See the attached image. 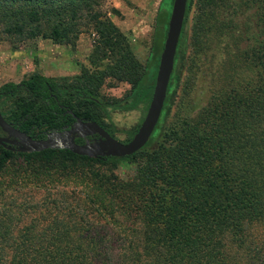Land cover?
Wrapping results in <instances>:
<instances>
[{
    "label": "trees",
    "instance_id": "obj_1",
    "mask_svg": "<svg viewBox=\"0 0 264 264\" xmlns=\"http://www.w3.org/2000/svg\"><path fill=\"white\" fill-rule=\"evenodd\" d=\"M99 1L0 0V37L67 44ZM241 2L252 11L241 31L228 20L233 10L228 0H200L194 6V53L230 39L218 84L194 115L175 114L164 126L160 118L137 153L91 158L65 149L23 153L0 145V182L19 162L21 176L41 188L60 176L79 189L71 190V202L53 199L48 227L37 228L41 218H36L14 230L22 216L1 211L0 264H264V0ZM172 4L162 0L145 67L126 37L94 12L89 17L98 39L89 63L99 68L107 61L104 69H83L73 83L33 73L1 85L4 120L33 139L68 128L76 118L94 121L114 137L103 119L107 104L99 90L110 78L132 85L124 110L149 102ZM193 4L187 0L181 35ZM180 42L181 36L175 62ZM172 80L173 74L162 114ZM121 163L133 170L126 179L110 172ZM61 194L67 196L62 188ZM108 238L120 245H104Z\"/></svg>",
    "mask_w": 264,
    "mask_h": 264
},
{
    "label": "rangeland",
    "instance_id": "obj_2",
    "mask_svg": "<svg viewBox=\"0 0 264 264\" xmlns=\"http://www.w3.org/2000/svg\"><path fill=\"white\" fill-rule=\"evenodd\" d=\"M200 0H194L183 33L180 48L173 71V80L169 90V104L161 115L160 126L169 123L175 114L192 116L203 107L210 99L211 93L218 84L215 83L216 73L224 56L230 52L225 45L230 39L220 38L219 45L214 50L197 55L194 53L192 32L194 29V15ZM197 3V4H196ZM162 0H101L94 4L93 13L100 15L101 20H107L126 37L133 54L145 67L152 54V42L156 25V18ZM233 7L228 20L237 25L241 31L245 18L251 16L252 11L246 9L241 0H228ZM88 17L81 20L78 37L67 44H58L54 41L38 37L35 39L21 40L16 38L0 37V86L14 82L18 83L33 73L61 80L66 78L68 83H73L83 69L91 72L104 69L107 61L96 68L92 66L90 56L98 39L95 32V20L90 19L93 13L85 12ZM248 16V17H247ZM254 29V25H252ZM255 32V31H254ZM239 32H237L238 34ZM240 36V35H239ZM246 40L245 34L242 35ZM238 40V39H237ZM245 43H242L240 46ZM223 70V69H222ZM132 85L125 82H116L107 78L99 90V98L107 104V113L103 116L104 122L111 126L113 136L117 140L128 143L134 135L132 132L140 127L150 103L141 102L133 110H124L122 105L131 102ZM152 97V96H151ZM118 103V105H117ZM137 132V131H136ZM5 136V134H4ZM16 168H10L0 182V212L19 214L21 221L13 224L14 230L25 229L36 218H41L35 225L48 227L46 219L49 214H55L53 199L64 198L68 203L75 197L72 191H79L72 183V179L65 180L58 176L57 182L47 188L30 179L21 176ZM110 172L126 179L133 174V170L125 163L110 167ZM60 171L56 172L59 173ZM53 173V174H56ZM64 180V181H63ZM61 188L67 192L64 197ZM100 226V225H99ZM107 228L104 227L105 231ZM120 245L108 238L104 245Z\"/></svg>",
    "mask_w": 264,
    "mask_h": 264
},
{
    "label": "water",
    "instance_id": "obj_3",
    "mask_svg": "<svg viewBox=\"0 0 264 264\" xmlns=\"http://www.w3.org/2000/svg\"><path fill=\"white\" fill-rule=\"evenodd\" d=\"M187 0H173L167 33L160 53L155 84L146 115L128 143L112 137L98 123L76 118L65 132L49 133L45 139H33L8 124L0 113V145H14L19 152L32 153L47 149H65L78 156L91 158H124L140 151L152 137L162 115L167 90L174 71L175 57L186 14ZM73 115L72 111H68ZM96 136L93 142L79 145L75 138Z\"/></svg>",
    "mask_w": 264,
    "mask_h": 264
},
{
    "label": "flooded vegetation",
    "instance_id": "obj_4",
    "mask_svg": "<svg viewBox=\"0 0 264 264\" xmlns=\"http://www.w3.org/2000/svg\"><path fill=\"white\" fill-rule=\"evenodd\" d=\"M75 124V121L70 125V127L71 126H73ZM70 127H68V128H64L63 130H61V131H58V132H65L66 130H68ZM52 133V132H51ZM49 134V133H48ZM47 134V135H48ZM46 135V136H47ZM46 136H45V138H46ZM44 138V139H45ZM96 139V136H93V137H87V138H79V137H76L75 138V142H76V140H81L83 143L82 144H85V143H87V142H93L94 140ZM82 144H79V145H82ZM10 146H12V147H14V148H12V149H17L18 147L17 146H14V145H10Z\"/></svg>",
    "mask_w": 264,
    "mask_h": 264
}]
</instances>
